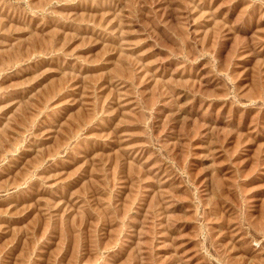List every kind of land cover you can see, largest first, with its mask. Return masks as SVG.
Returning <instances> with one entry per match:
<instances>
[{"label":"rangeland","instance_id":"rangeland-1","mask_svg":"<svg viewBox=\"0 0 264 264\" xmlns=\"http://www.w3.org/2000/svg\"><path fill=\"white\" fill-rule=\"evenodd\" d=\"M0 264H264V0H0Z\"/></svg>","mask_w":264,"mask_h":264}]
</instances>
